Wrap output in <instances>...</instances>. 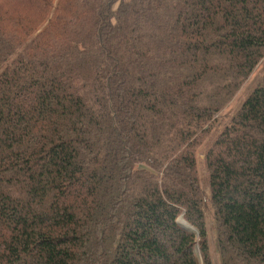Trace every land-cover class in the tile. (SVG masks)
Instances as JSON below:
<instances>
[{"label":"trees","instance_id":"trees-1","mask_svg":"<svg viewBox=\"0 0 264 264\" xmlns=\"http://www.w3.org/2000/svg\"><path fill=\"white\" fill-rule=\"evenodd\" d=\"M263 58L264 0H0V264H264Z\"/></svg>","mask_w":264,"mask_h":264},{"label":"rangeland","instance_id":"rangeland-1","mask_svg":"<svg viewBox=\"0 0 264 264\" xmlns=\"http://www.w3.org/2000/svg\"><path fill=\"white\" fill-rule=\"evenodd\" d=\"M263 73H264V58L261 60L259 65L256 67V69L254 70V72L250 76V78L245 82L246 84H243L241 89H239L236 92L235 96L229 101L227 107L224 109V111H222L221 116L225 117L226 114L232 115V113L235 112L236 108H238V106L243 102V100L249 94V92L252 90V88L260 80ZM225 122H227V121H224V123ZM214 137H215V133H214V136H212V138L210 137V142L213 140ZM207 142L209 143V141H207ZM207 142H205L203 145H201L199 147V149L197 150V154H196V157H197L196 170H197L198 178H199V181L201 183V186H203V189L206 191H207V189H206L207 179H206V170H205V165H204V155H205L206 149L209 146V144H207ZM207 219H209V217ZM179 222H180V224H183L184 226H186L182 219H179ZM208 227H209V231L212 232V223L210 222V219L208 221ZM211 238H212V236H211ZM212 258H213L214 264H216L217 260H216L214 253L212 255Z\"/></svg>","mask_w":264,"mask_h":264},{"label":"water","instance_id":"water-1","mask_svg":"<svg viewBox=\"0 0 264 264\" xmlns=\"http://www.w3.org/2000/svg\"><path fill=\"white\" fill-rule=\"evenodd\" d=\"M183 225V224H182ZM183 227H185L186 229H188V230H190V231H193L191 228H189V227H187V226H184L183 225Z\"/></svg>","mask_w":264,"mask_h":264}]
</instances>
